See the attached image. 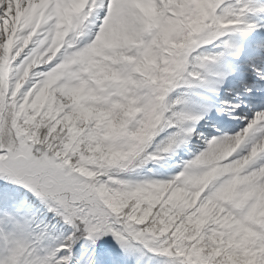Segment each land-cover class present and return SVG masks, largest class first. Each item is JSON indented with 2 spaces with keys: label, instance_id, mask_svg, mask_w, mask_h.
Returning <instances> with one entry per match:
<instances>
[{
  "label": "rangeland",
  "instance_id": "1",
  "mask_svg": "<svg viewBox=\"0 0 264 264\" xmlns=\"http://www.w3.org/2000/svg\"><path fill=\"white\" fill-rule=\"evenodd\" d=\"M84 1L55 0L49 11L52 17L51 23L45 28V32L40 29L34 34L35 38H40V34L47 33L45 36H50L48 43L43 38L40 44L36 40H32L31 45L25 49L21 44L15 50L11 49L10 51L8 47L6 48V43L3 41L4 36H2L5 32L4 23L2 19L0 20V118L4 103H7L11 93L15 95V107L22 108L27 100L26 97L29 96L27 104H30L33 109L41 110L42 115L52 117L56 123L65 124L69 119H72V122L79 126L75 128L76 131L79 130L82 135L96 141V144L92 145L90 149L79 147L78 161H89V165L85 166L86 169L82 170L81 167L69 165L70 161L67 159V155L73 153L71 157H75L76 153L67 149L65 150L66 154L59 160L43 158L38 161L35 151H33L35 155L33 156L30 144L27 142L32 136L22 137L17 151L10 153L4 150V153L0 152V155L7 153L11 157L22 155L20 164L10 166L14 179L35 189L41 198L56 199L59 197L68 216L71 215L72 205L76 202L91 204L94 211L91 213L100 222V225L96 226L95 232L89 228V231L95 236L96 242L107 240L111 244L122 245L127 241L125 234H131V226L123 225L122 228L125 231L122 236H116L117 221L110 207L119 208V198L126 194L132 195L131 182L128 179L130 173H134L136 168H132V164L138 163L137 161H146V166L135 170L136 179L134 180L137 178L149 180H142V182L151 185L157 178L154 177L153 170L150 172L145 170L152 167L154 162H158L157 159L161 158L159 161H162L175 153L176 157L171 158L170 161L173 163L175 160L182 162V165L186 164L185 167L188 169L187 172H183L182 178L186 184L181 186L180 191L187 193V198L190 196L194 202L197 194L204 192L213 205L215 202L233 205L230 206L232 218L240 214L252 223L263 222L264 160H256L253 157L246 160L252 161L249 168L260 169L263 172V177L258 176L257 178L251 177L248 172L243 173L244 168L241 165L245 164L244 149L238 151L236 163L230 162L229 165H223L222 162H225L223 155L231 149V145L237 141L236 138H227V146L218 153L220 157L216 160L213 159V146L219 142L221 131L212 123L197 127L200 121L196 122L195 131L191 135L195 146L193 145L191 148L186 147L190 141L189 137L174 141L170 127L174 120L168 116V106L179 91L196 93L198 91L195 86H188L165 92L163 87L169 85V81L158 82L156 80L162 59L165 60L166 65H172V61L177 60L179 55H175L176 49L180 50L181 45L183 47L186 45V40L181 37L182 30L180 29L178 32H175L176 29L172 30V21L163 22L165 20L163 16L171 11L177 14L186 9V4L196 3L204 10H212L219 24H230L233 35L241 44L240 46L231 45L230 37L224 35L214 41H207L197 46L188 45L190 50L185 68L188 74L187 78L197 79L207 74L216 77V81L224 86L229 82L228 77L235 74L237 70L239 76L245 75L246 78L256 80V84L251 88H264L262 85L264 84V70L251 65H248L250 70L245 69V64L250 61L241 60L244 54L238 50V48H244V44L248 47L252 37L245 33L243 28L234 25L231 18H221L220 12L228 5V0H114L112 4L103 9L102 16L96 17L101 24L100 32L89 35V30H87L83 36L80 31L83 22H89V17L94 16V14L87 15ZM216 1H218L217 6ZM19 25L22 26V23ZM116 33L125 36L123 42L119 40L118 43L113 38ZM21 38L18 39L21 40ZM33 46V58L30 59L26 53ZM21 62L22 64L16 71L13 64ZM233 62L236 63V66ZM1 63L6 67H1ZM37 63H40L38 67H36ZM227 63L233 68H226ZM50 66L60 67L64 71H54L52 77L51 75L44 76V72L38 71ZM214 66L226 70L216 73L213 70ZM23 68L26 72L23 71ZM205 69H207L206 72H204ZM241 69H244L243 73L239 72ZM28 73L30 77L25 79V86L21 89L17 88L15 81L18 79L15 81L12 79L15 76L21 78ZM151 75L153 78L146 80V76ZM37 77L38 80H35ZM177 77L174 74L168 78L173 81ZM151 81H157V83L152 85ZM145 83L148 85L144 87ZM210 86H206V88ZM244 86L246 88H242V94L241 92L227 91L223 96L227 108L236 109L237 114L241 112L242 123L247 118V113L239 111V108L248 106V101H250L248 96H244L250 94V92L246 93L250 88L247 84ZM149 88L155 89L159 94L158 99L152 95V90H147ZM213 89L215 90L214 86ZM238 89L240 90V87ZM260 91H263L262 94H264V90ZM147 96L151 104L156 102L163 114L156 113L151 106H148ZM37 101H42V103L36 104ZM204 111L207 115L208 112ZM251 113V109L248 108V114ZM154 117L160 118L162 124L153 120ZM249 127L246 126L245 129ZM26 130L28 129L25 128ZM121 130H126L127 133L123 137L116 136L118 141H107L111 134L121 132ZM235 131L227 132V135L233 134ZM104 138L105 140H102ZM123 138L125 140L133 138L136 144L131 145V150L121 156L119 149L124 148ZM241 140L242 138L239 137L238 141ZM95 141L92 142L95 143ZM108 146L111 148L108 149ZM253 148V146L250 147L252 150ZM32 149L40 151V153L43 151L35 147ZM95 161H106L103 168L108 174L103 178L100 175L103 172L93 170ZM128 161L134 162L122 167ZM204 162L206 163L204 164ZM92 163L93 165H91ZM115 165L123 169L127 179L122 180L119 173L112 174ZM63 166H66V169ZM56 168H59L60 172L54 178L50 172L55 171ZM60 174L63 175L62 178ZM156 175L160 178L161 183H164L165 179H162V175L160 173ZM87 177L90 183L83 184L82 179ZM120 181L124 182L121 185V190L115 186ZM167 181L169 182V179ZM51 182H53V186ZM53 187H56L59 196L52 194ZM167 188L168 185L165 184L164 187L154 188L153 192H164ZM209 202L206 201L205 204ZM94 204L97 206L94 207ZM192 204L197 209L204 208V202ZM2 205L3 201L0 198V264H10L11 257L15 252L21 251L22 245H32L33 254L39 258L41 253L39 244L27 239L25 230H22L18 225L24 223L20 222L17 212L5 214L1 210ZM224 212L221 214L224 215ZM87 213L79 207H75L74 214L76 216ZM214 215L222 217L220 214L214 213ZM226 218L228 215L225 216ZM261 241L264 242V237L261 238ZM239 253L235 255H240ZM247 256L250 255L247 253ZM168 258L170 262L174 260ZM23 259L22 256L21 261ZM74 260L72 257V261ZM175 261L182 263L185 259L180 258Z\"/></svg>",
  "mask_w": 264,
  "mask_h": 264
},
{
  "label": "trees",
  "instance_id": "2",
  "mask_svg": "<svg viewBox=\"0 0 264 264\" xmlns=\"http://www.w3.org/2000/svg\"><path fill=\"white\" fill-rule=\"evenodd\" d=\"M160 63L161 67L156 80L158 82L169 81L170 83L163 89L167 91L181 84L177 81H183V76L178 73L179 70L175 67L182 65V62L177 63L173 60L172 65H166L165 60H162ZM174 74L178 77L170 81L168 77L174 76ZM152 78L153 75L146 76V80ZM157 81H151L152 85ZM146 85L148 84L145 83L144 87ZM140 90L143 89L140 88ZM147 90H152V95L158 99L159 94L155 89ZM14 96L12 93L8 96L5 110L2 113L0 152L4 153V150L10 153L17 151L20 139L31 135V139L27 142L30 144L33 156H35L33 154L35 151L38 161L43 158L59 160L66 154L65 150L67 149L76 153L75 157H71L73 153L67 155V159L70 161L69 165L81 167L82 170L86 169L85 166L89 165V161H78L79 147L90 149L92 145L96 144V141L82 135L79 130L76 131L75 128L79 126L73 123L72 119H69L65 124L56 123L52 117L42 115L41 110L33 109L30 104H27L29 96L26 97L27 100L22 108L15 107ZM147 101L148 106H151L156 113L163 114L156 102L151 104L148 96ZM39 103L42 101L36 102V104ZM24 118L26 120H23ZM159 119L153 118L162 124ZM78 124L80 125V122ZM24 127L28 130L25 131ZM104 133L107 134V132ZM126 133V130L113 133L107 141H118L116 136L123 137ZM123 141L124 148L119 149L121 156L126 155L131 150L130 146L136 144L133 138ZM34 147L43 151L40 153V151L32 149ZM110 148L111 146H108V149ZM4 155L6 154L0 155V158ZM104 162L106 161H95L93 168L97 172H103L100 174L102 178L108 174L103 168ZM131 162H126L122 167ZM137 162L132 164V168H136L134 173H130L128 177L131 182L132 195L126 194L120 197L119 208L110 207L117 221L116 236H122L125 231L122 228L123 225L131 226V234H125L127 241L122 245L111 244L107 240L96 242V238L89 228L95 232V228L100 225V222L91 213L94 212L91 204L76 202L72 205L71 215L68 216L59 197L56 199L39 197L35 189L14 179L10 167L5 168L0 173V198L3 201L1 210L5 214L17 212L20 222L24 223L18 224L19 227L25 230L29 241L39 244L38 247L41 251L40 257L36 258L31 250L32 245H22L21 251L15 252L11 257L10 264H264V242L255 240V238L264 236V222L252 224L243 218L235 221L229 218L225 222L223 216L216 217L214 213L219 215L230 208L217 203L213 205L204 193L196 196L195 203L204 202V208L197 209L192 204L194 203L193 198L190 196L187 198V193L180 192L181 186L185 182L182 178L183 173L176 172L174 164L170 163L168 166L165 161L154 162L152 167L145 170L146 172L153 170L152 173L157 178L151 184L153 186L142 182V180H149L138 178L134 180L136 179L135 170L146 166V161ZM177 168L180 170L179 167ZM122 170L115 165L112 174L119 173L122 180L127 179ZM170 172L173 173L170 174ZM158 173L162 174V179H165L164 183H161L160 178L156 175ZM166 178L169 179V182ZM82 180L83 184L90 183L88 177ZM135 181L137 183H134ZM123 183L120 181L115 186L121 190ZM165 184L168 185V188L164 192H153L154 188L164 187ZM52 190L53 195H60L56 192L58 191L56 187H53ZM206 201L209 203L205 204ZM96 206L97 204H94V207ZM75 207L88 213L76 216L74 214ZM125 247H130L137 255L142 256V259L129 261ZM236 253L240 255H235ZM247 253L250 256H247ZM72 255L77 263L70 260ZM22 256L24 259L21 261ZM151 257H153L152 260L149 259ZM168 257L174 260L170 262ZM180 258L185 261L177 263L175 260ZM136 259L138 258L136 257Z\"/></svg>",
  "mask_w": 264,
  "mask_h": 264
},
{
  "label": "bare ground",
  "instance_id": "3",
  "mask_svg": "<svg viewBox=\"0 0 264 264\" xmlns=\"http://www.w3.org/2000/svg\"><path fill=\"white\" fill-rule=\"evenodd\" d=\"M76 1L73 0V2ZM113 2L114 0L84 1L87 15L94 14V16L91 15L89 17V22H83L80 28L83 36H85L87 30H89V35L100 32L101 24L96 17L102 16L103 9ZM228 2V5L220 12L221 18H231L234 21V25L243 28L244 32L252 37L251 44L248 45L246 50V57L255 67L258 66L264 70V0H228ZM54 3L55 0H0V19L3 20V25L5 26V34L3 33L2 36H4L3 41L7 43L6 48L9 44V50L12 49L19 38L17 37L18 34L22 33L29 24L35 22V27L46 26L52 20L48 10ZM20 23L23 25L20 26ZM28 36L25 35L23 37L27 39ZM113 38L119 43V40L124 41L125 36L116 33L113 35ZM213 70L216 73L224 71L222 67L213 68ZM239 72L243 73L244 69H241ZM207 78L208 82H215L212 76H208ZM246 80L244 76L238 77L236 71L226 87L229 91L233 90L236 93H240L238 89L239 85L246 84ZM255 82L256 80H249L248 85H255ZM262 85L264 86V84ZM202 91L206 94L214 95L208 89H202ZM223 96L216 94V97L219 98ZM253 100L254 104H262L264 103V96H256ZM222 104L223 102L217 101L211 105L207 100L200 99L195 92L179 91L172 98L170 106H168V116L171 120H174L173 124H170L173 140L190 137L195 131V124L198 121H200V124L197 127L203 123L215 124V119L212 115L210 117L205 116L202 110L207 106H210L212 110H216V106H220L222 113H226L228 110L226 107L221 106ZM254 107L255 109L246 118L245 123L232 122L225 119L216 121L222 132L219 142L213 146L214 151L212 152V156H214L213 159H218L220 157L218 153L227 146L226 139L236 138L237 141L231 145V149L224 153L223 159L225 162H222V164L229 165L230 162L236 163L238 161V151L244 149L245 164L241 165L244 168L243 173L248 172L251 177L257 178L258 176L263 177V172L260 169L252 170L249 168L252 161L246 160L252 157L256 160H264V104L263 106ZM246 126L250 127L245 129ZM233 130H236L235 133L227 135V132ZM239 137L240 139L242 138L240 142L238 141ZM188 139H190V142L187 148H191L195 144L191 138ZM251 146L254 147L253 150L250 149Z\"/></svg>",
  "mask_w": 264,
  "mask_h": 264
},
{
  "label": "water",
  "instance_id": "4",
  "mask_svg": "<svg viewBox=\"0 0 264 264\" xmlns=\"http://www.w3.org/2000/svg\"><path fill=\"white\" fill-rule=\"evenodd\" d=\"M21 160H22V157L21 156H18L16 158H11L9 156H6L4 159H0V171L2 170L4 164L9 165L10 163H13V164L20 163ZM64 167H66V166H64ZM59 170H60L59 168H56L55 171H52V174L55 175V176H57L58 173L60 172Z\"/></svg>",
  "mask_w": 264,
  "mask_h": 264
}]
</instances>
